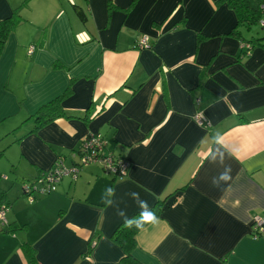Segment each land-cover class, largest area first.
Wrapping results in <instances>:
<instances>
[{"label":"crops","instance_id":"0c3cea01","mask_svg":"<svg viewBox=\"0 0 264 264\" xmlns=\"http://www.w3.org/2000/svg\"><path fill=\"white\" fill-rule=\"evenodd\" d=\"M23 1L0 0V19ZM66 1L29 0L20 10L28 22L0 57V188L10 203L0 264H29L25 242L40 264H121L116 228L172 193L137 233L140 264H264V234H252L264 218V48L237 60L241 43L222 36L235 13L217 0H139L130 13H109L107 0ZM199 33L209 37L200 45ZM143 35L151 48L137 45ZM70 85L68 116L31 132L33 115ZM198 110L209 126L197 124ZM98 133L127 161L126 176L91 163L34 203L14 188L59 157L73 163ZM226 168L230 179L213 183ZM9 224L25 228L12 233Z\"/></svg>","mask_w":264,"mask_h":264},{"label":"trees","instance_id":"16d2710c","mask_svg":"<svg viewBox=\"0 0 264 264\" xmlns=\"http://www.w3.org/2000/svg\"><path fill=\"white\" fill-rule=\"evenodd\" d=\"M86 1H87L86 3L87 5L88 0ZM138 1L139 0H132L131 4L128 7H121L116 4L115 0H107L108 11L109 13H111L114 10L121 9V10H124L126 13H130L131 10L137 5ZM28 2L29 0H24L22 5L14 8L13 12L10 15L0 19V57L5 49V45L11 33L20 24H24L28 22V19H26L20 11L22 7L28 4ZM215 4L217 6L226 4L235 13V16H236L235 26L230 31L224 33L222 36L232 37L236 39L239 43H241L240 53L237 59L238 61L241 62L244 59V57H248L249 55H251L255 47L264 48V32H260V30H258L257 33L254 32L255 26H261L262 28H264V23H263L264 21V0H217L215 1ZM72 6L76 14L79 16L80 20L84 24H86L88 20V16H87L84 6L78 3H73ZM48 29H49V26H45L42 28L41 39H44V37H46L48 33ZM145 36H148V35H143L139 39V41ZM208 39L209 37L204 35L203 33H199L197 36V42L199 45L202 42L207 41ZM139 41H137L138 46H139ZM149 42H150L149 48H151L152 47L151 39L149 40ZM34 51H35V48H34ZM65 66L66 65H64L62 61L60 60H55L53 64V68L55 69L65 68ZM72 90H73V87L72 85H70L64 94H61L60 96L56 97L50 102L44 104L35 113V115H33V118L35 119V126L31 132L38 133L47 124L59 118L68 116L63 106V101L65 98H67L71 94ZM99 111L100 110H98V112ZM96 114L97 113H95L94 115ZM91 115H92L91 113L88 114L87 116L88 120L93 117V115L92 116ZM100 134L103 136V138L107 140V147H105L106 152L107 153L112 152L114 155H116V157L120 158V156H118V154L115 153L114 150L109 147L107 137L103 133H100ZM84 141L85 139L82 142ZM82 150H83V143L81 145V148L78 151H73L71 153V157L73 161L71 165L78 163V162L81 164L80 153ZM60 160H63L64 163L66 164L65 159L62 157H59L55 160L50 170L53 169L56 166L57 162ZM46 172L47 170L41 171L39 175L35 176L34 181H31V183H36V181L39 180L40 177H43ZM110 173L113 174L114 177L120 176L119 174H114L112 172ZM71 180L72 182L76 181L73 179ZM29 181L30 180L26 181L25 183H28ZM23 194H25L24 190H23ZM173 194L174 193H172V195H169V197L167 198L159 199L153 206L149 207L148 209L135 213L132 217H129L126 220H124L116 228V230L114 231L112 235V239L121 247V249L124 252L123 257L121 258V264H140V262L133 255V250L137 246V237H136L137 233L143 227L147 226L150 222H152L155 218L162 215V212L165 210V205H166L167 200H169L171 196H174ZM26 195L27 194H25V196ZM45 196L47 195H36L34 202L38 201L39 199ZM9 206H10V203L7 198V190L0 188V211L3 208H6V209L9 208ZM24 228H25V225L19 226L18 228L16 227V225L12 224L9 226V231L12 233H15L17 230L24 229ZM252 234L257 237H260L264 234V232H261V231L255 232L254 230H252ZM91 243H90V247H89L87 255L91 254L96 244V243L95 244L93 243L91 244ZM22 248H23V252L29 264H40L37 258V251L30 243L25 242L22 245Z\"/></svg>","mask_w":264,"mask_h":264},{"label":"built area","instance_id":"2783aa9c","mask_svg":"<svg viewBox=\"0 0 264 264\" xmlns=\"http://www.w3.org/2000/svg\"><path fill=\"white\" fill-rule=\"evenodd\" d=\"M264 23V21H263ZM149 37L145 36L139 41L140 48H149L150 42ZM195 121L201 126H209L210 121L203 110H198L195 114ZM107 140L99 134L89 135L83 142V150L81 151V164L75 163L71 166H67L63 160L57 162L53 169H48L43 177L37 180L38 183H44L42 188H39L36 183H25L23 190L27 194L29 203L35 201L36 195H49L56 190L58 184L63 181L65 177H69L76 180L79 177L82 169L91 163H102L108 172L125 176L128 174V163L123 158H118L112 152L107 153ZM57 185V187H56ZM56 187V188H55ZM7 210L3 208L0 211V218H3V212ZM253 230L264 232V218L256 217L255 223L253 224Z\"/></svg>","mask_w":264,"mask_h":264},{"label":"rangeland","instance_id":"374dc122","mask_svg":"<svg viewBox=\"0 0 264 264\" xmlns=\"http://www.w3.org/2000/svg\"><path fill=\"white\" fill-rule=\"evenodd\" d=\"M63 1H65L66 3V5H67V1L66 0H63ZM258 30H260V32H264V28H262L261 26H255V30H254V32L255 33H257V31ZM71 164L72 163H70L69 161L66 163V165L67 166H71ZM85 169V168H84ZM28 179L30 180V181H34V179H35V177H29V178H24V177H18V179H16V182L14 183V188L15 189H19V190H21V191H23V184L26 182V181H28ZM1 180V179H0ZM26 180V181H25ZM29 181V182H30ZM36 184H37V186L39 187V188H42L43 186H44V183H42V182H40V183H38L37 181H36ZM60 186V185H59ZM59 186L57 187V185H56V190L55 191H57L58 190V188H59ZM55 191H53V192H55ZM52 192V193H53ZM45 197H47V196H45ZM44 197V198H45ZM43 199V198H42Z\"/></svg>","mask_w":264,"mask_h":264},{"label":"clouds","instance_id":"9594fccd","mask_svg":"<svg viewBox=\"0 0 264 264\" xmlns=\"http://www.w3.org/2000/svg\"><path fill=\"white\" fill-rule=\"evenodd\" d=\"M220 142L222 143V138H220ZM230 179V169L226 168L218 177V179L214 178L213 183L218 184L219 181H227Z\"/></svg>","mask_w":264,"mask_h":264}]
</instances>
